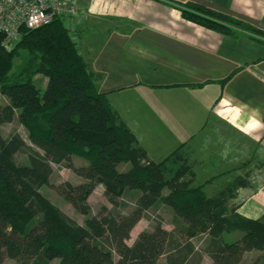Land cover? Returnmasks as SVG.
<instances>
[{
	"label": "trees",
	"instance_id": "trees-1",
	"mask_svg": "<svg viewBox=\"0 0 264 264\" xmlns=\"http://www.w3.org/2000/svg\"><path fill=\"white\" fill-rule=\"evenodd\" d=\"M181 8L185 20L224 36L242 30L264 37L255 26L203 5ZM86 67L62 19L23 30L11 50L0 47V99L8 100L6 105L0 100V264L6 259L20 264H158L164 255L168 264H191L196 257L199 264L203 256L194 239L201 236L202 253L213 264H240L251 252L262 253L252 264H264V219H245L229 207L241 181L207 196L202 186H192L185 145L164 161L151 162L107 94L97 92ZM36 75L48 79L43 90L33 82ZM14 119L41 153L16 133L3 137L1 127ZM19 153L28 155L27 165L17 164ZM73 157L88 164L75 167ZM52 164L64 165L84 181L54 187L79 214H89L88 199L98 185L114 205L138 192L132 213L104 207L82 227L39 193L49 183ZM120 164L129 170L119 171ZM165 189L170 193L163 197ZM159 203L171 208L180 223L173 231L157 224L127 245L134 226ZM236 232L242 233L240 239L227 243L224 234Z\"/></svg>",
	"mask_w": 264,
	"mask_h": 264
},
{
	"label": "crops",
	"instance_id": "crops-1",
	"mask_svg": "<svg viewBox=\"0 0 264 264\" xmlns=\"http://www.w3.org/2000/svg\"><path fill=\"white\" fill-rule=\"evenodd\" d=\"M187 3L264 32V0H82L69 31L97 92L148 159L160 163L185 145L193 186L207 196L252 181L233 202L256 222L264 219V45L185 20Z\"/></svg>",
	"mask_w": 264,
	"mask_h": 264
},
{
	"label": "rangeland",
	"instance_id": "rangeland-1",
	"mask_svg": "<svg viewBox=\"0 0 264 264\" xmlns=\"http://www.w3.org/2000/svg\"><path fill=\"white\" fill-rule=\"evenodd\" d=\"M63 21L65 22L66 26L69 28L68 24L70 20L64 19ZM238 33H245L247 34V37L249 38L254 37L256 39L264 41L263 36L256 35L254 33H248L246 31L237 30V34ZM17 64H19L18 59L15 60V65ZM47 81L48 79L45 78L44 76L36 75L34 77L33 82H35V84L41 90H43L47 85ZM0 100H1L2 105H6L8 103V100L5 99L4 97H1ZM1 131H2L1 133L4 138H9L14 133L20 135L21 138L26 142L25 143L26 145H28L30 148L34 149L35 151H38L41 153V151L38 148H36L33 144H31L32 142L29 140V132H27V129L23 125H21L18 120L14 119L13 122L4 124L1 127ZM27 156L28 155L25 153H19L18 155H16L15 160L17 164L27 165L29 163V159ZM73 164L75 165V167H79L81 165H87L88 163L83 159L73 157ZM188 165L190 166V164ZM51 168H53V173L50 179H48L49 183L47 185L45 184L41 186L39 193H41L42 196L48 199L52 203V205H54L55 207L60 209L64 214H66L67 217H70L72 220L77 222L82 227L86 225V222L89 218H91L93 215L95 216L96 214H98L104 207L106 208L107 211L119 213L120 215H127V214L132 213L134 209V204H135L134 201H136V198L138 197V194H139L138 192L133 191V192L125 194V196H123V198L120 199L119 202H117L118 204L114 205L110 203L108 198L105 196L104 191H103L104 187L102 185H98L96 189L93 190L94 192L90 195L88 199L87 204H89V207H90L89 214L85 216L79 214L71 205H69L68 202H66L58 193H56V190L54 189V187L62 183L68 182V181L69 183L74 184V185L84 183V181L80 179L78 176H76L71 170H69L68 168H65L64 165L59 166V165L52 164ZM129 168H130L129 165L120 164V166L118 167V170L124 172V171H128ZM190 178L191 176H189V179ZM251 182L252 181L244 180V184L242 185H246L248 183L251 184ZM253 182L257 184L259 181L256 180ZM254 183L252 185H254ZM192 186H193V183H192ZM239 188L240 187H238L236 191L239 190ZM169 193H170V190L165 189L162 193V196L165 197ZM214 196H209V197H214ZM233 206H234V202H233V199L231 198L229 200V207H233ZM172 211L173 210L169 208L168 206H166L165 204L159 203L156 209L145 212L143 219L140 222H138L137 225L134 226L135 228L131 232V238H129L130 240L127 241V245L133 246V244L137 240L136 238H138L140 233L153 232L156 227L155 225L157 224H160L168 231H173L175 229L176 224L180 223V220L175 216V214ZM236 233H229V234L225 233L224 234L225 241L231 244L236 242L238 238L242 236L241 235L242 233L240 232L238 234ZM202 239H203V236L197 239H194V242L196 244V249H199L197 252L198 253L201 252V255L203 256L199 264H211V261L209 260V258H207V256L203 255L202 253L201 248H203L204 246ZM96 241L99 245L103 244L99 240H96ZM261 255H262L261 252L248 253L246 254L245 259L243 260L242 264H252L256 260V258L260 257ZM197 259L198 258L196 257L195 260ZM117 260H118V257L115 255V261ZM195 260L191 261V264H197V261ZM166 261H167V255H164L159 259L157 263L158 264H168L166 263ZM56 263H57L56 261H53L50 264H56ZM4 264H20V263L17 260L6 259Z\"/></svg>",
	"mask_w": 264,
	"mask_h": 264
},
{
	"label": "built area",
	"instance_id": "built-area-1",
	"mask_svg": "<svg viewBox=\"0 0 264 264\" xmlns=\"http://www.w3.org/2000/svg\"><path fill=\"white\" fill-rule=\"evenodd\" d=\"M82 0H0V47L13 49L23 30H34L55 19H71L81 12Z\"/></svg>",
	"mask_w": 264,
	"mask_h": 264
}]
</instances>
